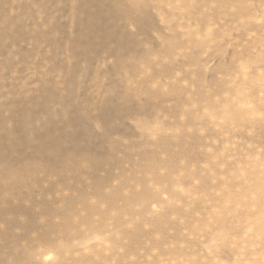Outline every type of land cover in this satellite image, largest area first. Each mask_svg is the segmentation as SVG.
I'll return each mask as SVG.
<instances>
[{
	"label": "rangeland",
	"instance_id": "1",
	"mask_svg": "<svg viewBox=\"0 0 264 264\" xmlns=\"http://www.w3.org/2000/svg\"><path fill=\"white\" fill-rule=\"evenodd\" d=\"M0 264H264V0H0Z\"/></svg>",
	"mask_w": 264,
	"mask_h": 264
}]
</instances>
